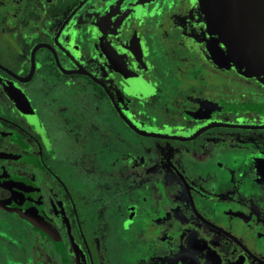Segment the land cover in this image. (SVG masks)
<instances>
[{"label":"flooded vegetation","instance_id":"1","mask_svg":"<svg viewBox=\"0 0 264 264\" xmlns=\"http://www.w3.org/2000/svg\"><path fill=\"white\" fill-rule=\"evenodd\" d=\"M199 0H0V264H264V70Z\"/></svg>","mask_w":264,"mask_h":264},{"label":"water","instance_id":"2","mask_svg":"<svg viewBox=\"0 0 264 264\" xmlns=\"http://www.w3.org/2000/svg\"><path fill=\"white\" fill-rule=\"evenodd\" d=\"M210 29L225 40L230 60L264 70V0H199Z\"/></svg>","mask_w":264,"mask_h":264}]
</instances>
